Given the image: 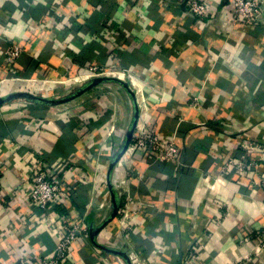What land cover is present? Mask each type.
<instances>
[{"label": "crops", "instance_id": "1", "mask_svg": "<svg viewBox=\"0 0 264 264\" xmlns=\"http://www.w3.org/2000/svg\"><path fill=\"white\" fill-rule=\"evenodd\" d=\"M187 1L0 0V97L13 96L0 106V264L54 253L66 220L89 231L68 264H130V224L141 264H264L252 240L264 227V10L245 25L230 0H210L202 21ZM12 44L24 50L5 77ZM140 127L174 138L182 162L134 149ZM38 158L70 189L42 215L25 188ZM92 224L124 255L97 247Z\"/></svg>", "mask_w": 264, "mask_h": 264}, {"label": "built area", "instance_id": "2", "mask_svg": "<svg viewBox=\"0 0 264 264\" xmlns=\"http://www.w3.org/2000/svg\"><path fill=\"white\" fill-rule=\"evenodd\" d=\"M183 1L164 0L171 12L178 8ZM186 3L189 12L195 19L203 21L211 14L212 2L210 0H188ZM230 10L233 14L234 22L255 25L259 22L264 10V0H230ZM23 50V47L19 44H12L3 50L5 67L3 74H5V77L9 72L15 70V64L22 55ZM93 68L99 73L100 77L104 76V69H99L97 66ZM196 100V104L199 103L198 98ZM131 145L149 160L182 162V150L174 138H165L160 133L151 131L146 127H140L135 130ZM228 162L237 165L240 172L255 168V163L248 162V160L236 163V159L230 158ZM25 167L29 173L28 177L31 179L25 186L28 192L27 203L30 209L34 211L33 214L42 215L41 213L44 211L68 198L70 189L63 179L56 177L53 165L49 161L45 162L42 158H38L26 163ZM36 217L34 215L31 219L35 220ZM59 230L61 235L58 238L56 251L39 259L37 264H68L78 235L81 232L89 233L88 228L84 225L80 227V223L70 224L67 220L59 225ZM125 231L127 233L126 238L131 243V249L127 251L130 264H141V251L134 245L133 226L131 224L128 225L125 227ZM252 240L257 243L258 251L263 253L264 227L255 233ZM247 258L249 257L247 256Z\"/></svg>", "mask_w": 264, "mask_h": 264}, {"label": "water", "instance_id": "3", "mask_svg": "<svg viewBox=\"0 0 264 264\" xmlns=\"http://www.w3.org/2000/svg\"><path fill=\"white\" fill-rule=\"evenodd\" d=\"M186 5V3L184 4V6ZM108 80V79H107ZM102 80L100 79V80H98L97 82H94L93 83V85H95L96 83H98V82H101ZM105 81V80H104ZM124 86H126V83H122ZM127 87V86H126ZM20 95L22 96H25L26 98H28V99H30V100H43V101H48L50 104H55L57 101L56 100H54V99H42V98H40V97H37L36 95H34V94H32V93H28V92H24V93H20ZM14 96H19V95H14ZM11 98H13V96H8V97H0V106L1 105H3V104H5L6 102H8ZM137 125V121H136V123H135V126ZM133 134H134V131H131L130 132V134H129V137L132 139V137H133ZM114 202H115V200H114ZM117 213H118V211H117V207H116V211H115V213L113 214V217H116L117 216ZM104 227H105V225H103V226H101V227H99V228H96L95 227V225L94 224H92L91 226H90V237H91V239H92V241H93V243L97 246V247H99V248H101V249H103V250H105V251H107V252H109V253H113V254H123L124 255V253H120V252H118V251H116L115 249H112V248H110V247H107V246H105V245H103V244H101L99 241H98V239H97V237H98V235H99V233L102 231V229H104Z\"/></svg>", "mask_w": 264, "mask_h": 264}, {"label": "trees", "instance_id": "4", "mask_svg": "<svg viewBox=\"0 0 264 264\" xmlns=\"http://www.w3.org/2000/svg\"><path fill=\"white\" fill-rule=\"evenodd\" d=\"M102 81L104 80H107L106 78H102L101 79ZM35 102H38V103H43V104H50L48 101H43V100H34Z\"/></svg>", "mask_w": 264, "mask_h": 264}]
</instances>
